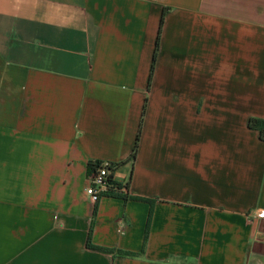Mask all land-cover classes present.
Wrapping results in <instances>:
<instances>
[{
    "label": "crops",
    "instance_id": "0c3cea01",
    "mask_svg": "<svg viewBox=\"0 0 264 264\" xmlns=\"http://www.w3.org/2000/svg\"><path fill=\"white\" fill-rule=\"evenodd\" d=\"M249 119L264 0H0V264H247ZM102 162L128 194L91 206Z\"/></svg>",
    "mask_w": 264,
    "mask_h": 264
},
{
    "label": "built area",
    "instance_id": "2783aa9c",
    "mask_svg": "<svg viewBox=\"0 0 264 264\" xmlns=\"http://www.w3.org/2000/svg\"><path fill=\"white\" fill-rule=\"evenodd\" d=\"M112 165L106 162L94 165L86 177V187L82 194V200L94 206L103 196L126 197L128 190L126 185H120L113 181L110 170ZM255 216L264 218V211H259ZM53 222L56 216L52 217Z\"/></svg>",
    "mask_w": 264,
    "mask_h": 264
},
{
    "label": "trees",
    "instance_id": "16d2710c",
    "mask_svg": "<svg viewBox=\"0 0 264 264\" xmlns=\"http://www.w3.org/2000/svg\"><path fill=\"white\" fill-rule=\"evenodd\" d=\"M247 126L250 129L255 130L258 133V137L261 141L264 142V120H260V119H249ZM98 163H95L93 165H89V168L91 169L94 165H96ZM114 168V166L112 165L111 168H109L110 170Z\"/></svg>",
    "mask_w": 264,
    "mask_h": 264
},
{
    "label": "rangeland",
    "instance_id": "374dc122",
    "mask_svg": "<svg viewBox=\"0 0 264 264\" xmlns=\"http://www.w3.org/2000/svg\"><path fill=\"white\" fill-rule=\"evenodd\" d=\"M247 264H264V249H255V254L249 257Z\"/></svg>",
    "mask_w": 264,
    "mask_h": 264
}]
</instances>
